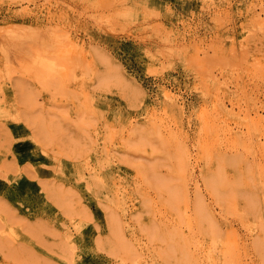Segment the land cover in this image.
<instances>
[{"label":"rangeland","instance_id":"1","mask_svg":"<svg viewBox=\"0 0 264 264\" xmlns=\"http://www.w3.org/2000/svg\"><path fill=\"white\" fill-rule=\"evenodd\" d=\"M125 263L264 264V0H0V264Z\"/></svg>","mask_w":264,"mask_h":264},{"label":"bare ground","instance_id":"2","mask_svg":"<svg viewBox=\"0 0 264 264\" xmlns=\"http://www.w3.org/2000/svg\"><path fill=\"white\" fill-rule=\"evenodd\" d=\"M12 1H13V0H12ZM125 1H126V0H125ZM124 3H125V2H124ZM91 4H94V3H91ZM102 10H103V9H102ZM112 12H113V11H112ZM120 14H121V12H120ZM118 15H119V14H118ZM159 15H160V14H159ZM152 17H154L153 14H152ZM101 30H102V29H101ZM37 31H38V30H37ZM105 32H106V31H105ZM12 33H13V32H12ZM10 35H11V34H10ZM14 36H15V35H14ZM7 37H8V36H7ZM12 38H13V37H12ZM56 39H57L56 41H58V38H56ZM19 40H20V38H19ZM23 40H24V39H23ZM26 40H27V39H26ZM61 41H62V40H61ZM25 42H26V41H25ZM35 42H37V40H36ZM11 43H12V42H11ZM23 43H24V42H23ZM27 43H28V42H27ZM32 43H33V40H32ZM37 43H38V42H37ZM37 43H35V45H36ZM61 43H62V42H61ZM53 44H54V43H53ZM11 45H12V44H11ZM46 45H47V43H46ZM54 45H55V44H54ZM54 45H53V46H54ZM36 46H37V45H36ZM36 46H35V47H36ZM17 47H20V45L17 46ZM23 47H24V45H23ZM29 47H30V44H29ZM39 47H41L40 44H39L38 48H39ZM46 47H47V46H46ZM20 48H21V47H20ZM25 48L27 49V46H26ZM53 48H54V47H53ZM26 49H25V50H26ZM28 49H29V48H28ZM35 50H36V49H35ZM41 50H42V47H41ZM43 50H44V48H43ZM43 50H42V51H43ZM26 51H27V50H26ZM23 52H24V51H23ZM29 52H30V51H29ZM39 52H40V51H39ZM25 53H26V52H25ZM25 53H23V54H25ZM37 53H38V52H37ZM42 53H43V52H42ZM42 53H41V54H42ZM116 53H117V52H116ZM36 55H37V54H36ZM38 56L40 57V55H38ZM41 56L44 57L43 54H42ZM30 57H31V56H30ZM39 57H37V59H38ZM46 57H47V56H46ZM46 57H45V58H46ZM33 58H35V57H33ZM101 58H102V57H101ZM27 59H28V58H27ZM35 59H36V58H35ZM41 59H42V58H41ZM50 59H52V58H50ZM21 60H22V59H21ZM61 60H62V59H61ZM92 60H93V59H92ZM32 63H33V62H32ZM27 64H28V63H27ZM36 65H38V64H36ZM53 65H54V64H53ZM55 65H56V64H55ZM25 67H26V66H25ZM37 68H38V67H37ZM35 69H36V68H35ZM41 69H42V68H41ZM59 69H60V68H59ZM59 69H58V71H59ZM62 69H63V68H61V70H62ZM42 70H45V69H42ZM55 71H56V70H55ZM55 71H54V73H56ZM125 71H126V70H125ZM38 72H39V71H38ZM64 72H65V71H64ZM49 74H50L49 72H47V71H43L42 76L45 77V76H48ZM58 74H59V73H58ZM129 75H130V74H129ZM56 77H57V76H56ZM73 77H74V76H73ZM75 77H76V76H75ZM134 77H135V76H134ZM73 79H74V78H73ZM61 80H62V79H61ZM77 80H78V79H77ZM37 81H38V80H37ZM57 84H58V85H61L60 83H57ZM47 85H48V84H47ZM49 86H50V85H49ZM55 86H56V85H55ZM174 86H175V85H174ZM179 86H180V85H179ZM42 87H43V86H42ZM160 88H161V87H160ZM174 89H175V88H174ZM158 90H160V89H158ZM163 90H164V88H163ZM170 91H171V90H170ZM167 92H168V91H167ZM147 95H148V94H147ZM173 95H174V94H173ZM146 97H148V96H146ZM160 97H161V96H160ZM178 98H179V97H178ZM154 99H155V98H154ZM158 99H159V98H158ZM181 100H182V99H181ZM160 102H161V101H160ZM2 103H3V101H2ZM145 103H146V102H145ZM161 103H163V102H161ZM143 105H144V104H143ZM143 105H142V107H144ZM159 105H160V104H159ZM153 107H155V106H153ZM155 108H156V107H155ZM157 108H158V107H157ZM148 109H149V108H148ZM9 110H10V109H9ZM9 110H8V113H9ZM144 111H145V109H144ZM157 111H158V109H157ZM161 111H162V110H161ZM145 112H146V111H145ZM158 112H159V111H158ZM147 113H148V112H147ZM147 113H146V114H147ZM158 114H159V113H158ZM147 115H149V114H147ZM10 117H11V116H10ZM150 118H151V117H150ZM155 118H156V117H155ZM199 118H200V117H199ZM14 120H15V119H14ZM123 120H124V119H123ZM183 121H184V120H183ZM206 122H207V121H206ZM126 123H127V122H126ZM207 123H208V122H207ZM86 125H87V124H86ZM210 125H211V124H210ZM210 128H211V127H210ZM210 130H211V129H210ZM224 131H225V129H224ZM210 132H211V131H210ZM175 134H176V132H175ZM179 136H180V135H179ZM185 137H186V136H185ZM180 138H181V137H180ZM40 141H41V140H40ZM221 143H222V142H221ZM221 143H220V144H221ZM186 151H187V150H186ZM184 152H185V151H184ZM72 153H73V152H72ZM179 183H180V182H179ZM188 189H189V188H188ZM51 190H52V188H51ZM51 190H50V191H51ZM54 191H55V190H54ZM55 192H56V191H55ZM55 192H54V194H55ZM116 193H117V192H116ZM57 194H58V193H57ZM55 195H56V194H55ZM55 195H54V196H55ZM187 195H188V193H187ZM59 196H60V195H59ZM57 197H58V196H57ZM60 197H61V196H60ZM186 197H187V196H186ZM204 197H205V196H204ZM55 199H56V198H55ZM119 200H120V199H119ZM230 203H231V202H230ZM230 203H229V204H230ZM190 206H191V205H190ZM205 206H206V205H205ZM229 206H231V205H229ZM205 208H206V207H205ZM72 211H73V210H72ZM121 211H122V210H121ZM187 212H188V211H187ZM122 213H124V212H122ZM10 223H11V222H10ZM117 224H118V223H117ZM119 225H120V224H119ZM17 226H18V225H17ZM19 226H20V225H19ZM169 226H170V225H169ZM210 226H211V225H210ZM14 227H15V226H14ZM212 227H213V226H212ZM6 228H7V227H6ZM20 229H21V228H20ZM12 231H14V230H12ZM116 231H117V230H116ZM122 232H123V231H122ZM122 232H121V233H122ZM230 232H231V231H230ZM112 233H114V231H113ZM119 233H120V232H119ZM6 235H7V234H6ZM117 235H118V234H117ZM7 236H8V235H7ZM123 241H125V239H124ZM126 241H127V240H126ZM126 241H125V242H126ZM116 242H117V239H116ZM118 242H120V240H119ZM240 243H241V242H240ZM184 246H186V245H184ZM184 246H183V247H184ZM231 246H232V244H231ZM116 247H118V246H116ZM116 247H115V248H116ZM169 251H170V250H169ZM235 252H236V251H235ZM160 254H162V253H160ZM167 254H168V253H167ZM114 257L116 258L117 255L114 256ZM136 257H137V256H136ZM134 258H135V257H134ZM133 260H135V259H133ZM164 263H165V262H164ZM125 264H126V263H125ZM170 264H171V263H170Z\"/></svg>","mask_w":264,"mask_h":264}]
</instances>
